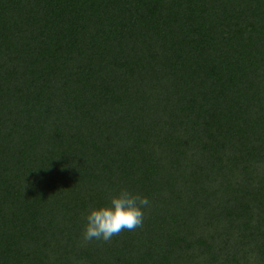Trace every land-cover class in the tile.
Wrapping results in <instances>:
<instances>
[{
    "label": "trees",
    "instance_id": "trees-1",
    "mask_svg": "<svg viewBox=\"0 0 264 264\" xmlns=\"http://www.w3.org/2000/svg\"><path fill=\"white\" fill-rule=\"evenodd\" d=\"M0 264H264V0H0Z\"/></svg>",
    "mask_w": 264,
    "mask_h": 264
},
{
    "label": "clouds",
    "instance_id": "clouds-1",
    "mask_svg": "<svg viewBox=\"0 0 264 264\" xmlns=\"http://www.w3.org/2000/svg\"><path fill=\"white\" fill-rule=\"evenodd\" d=\"M150 200L127 189L120 190L110 201L88 210L84 217V241H110L122 231H133L143 226L145 209Z\"/></svg>",
    "mask_w": 264,
    "mask_h": 264
}]
</instances>
